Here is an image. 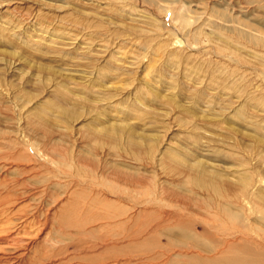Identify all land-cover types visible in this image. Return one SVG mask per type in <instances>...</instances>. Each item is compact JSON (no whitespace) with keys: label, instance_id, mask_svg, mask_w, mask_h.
<instances>
[{"label":"rangeland","instance_id":"rangeland-1","mask_svg":"<svg viewBox=\"0 0 264 264\" xmlns=\"http://www.w3.org/2000/svg\"><path fill=\"white\" fill-rule=\"evenodd\" d=\"M247 1L0 0V264L213 258L240 229L168 184L189 166L262 215L241 188L246 160L264 180V47L227 30L264 35Z\"/></svg>","mask_w":264,"mask_h":264},{"label":"bare ground","instance_id":"bare-ground-1","mask_svg":"<svg viewBox=\"0 0 264 264\" xmlns=\"http://www.w3.org/2000/svg\"><path fill=\"white\" fill-rule=\"evenodd\" d=\"M247 2L252 3V4L253 3L257 4V8L259 9V12L262 11L264 14V0H248ZM187 15H189L187 13V11H185V13H181L179 15V22L175 27V29H177V31L179 33L182 32L183 34H185V35L181 36V38H182L181 43L184 41V44H187L186 39H189L190 37H192L193 40H195V36L197 35L198 28L200 27V26L197 28L190 27L191 23H190ZM202 25H203V23H202ZM255 27H256V25H255ZM228 28L229 29H227V30H230L233 34L237 35V37H239L243 41H245L246 44H248L250 46H263L264 47V37H263L264 35H262V33H261L263 31H261V30L259 31V29L257 30L256 28L254 29L253 27L247 28L245 25H242V24H240L239 26H232V27H228ZM199 29H201V28H199ZM176 44H177V42L173 43L174 46H177ZM160 48H161V44H160ZM259 52H260V50H259ZM33 153L37 154L35 151ZM136 157H139V156L136 155ZM173 160H174V158H173ZM172 163H173V161H172ZM172 163H170V164H172ZM244 165L247 166L248 168L246 169L247 174L242 179L243 185L241 188L242 189L241 192L243 191L242 193H244V195H242L243 199H241V201L243 200L242 202H244L247 205L249 211H251V207H252L251 205L254 204L256 206V208L258 209V212L262 213V215H259L258 217H253V219H251V220L247 219L250 222H248L246 224H244V222L241 220V213L239 212L240 207L237 208V206H239V205H237V203H236V201H238V200H236V201L234 200L237 197L236 196L237 193L235 191L236 190L235 186L232 183H230L228 181H219V178H217V176H218L217 173L213 174L214 176H212V178H211L212 181L208 182V179L205 178V176H202L200 174H195L194 168L192 166L186 167V170H183L179 167V165L173 164L172 165L173 169H170V171L174 172V173L182 172L181 170H183V172H185V176H184L185 178L182 181L181 180H178L176 182L170 181V182H168V184L174 185L177 188V190L183 194H188V196L189 195L196 196V198H200L205 203L213 204L216 207V210L218 212L223 213L225 215L226 219L230 221V223H234L240 229L238 231V233H235V234L231 233L230 234L234 237V239L231 242L229 240L227 241L225 239L221 240L222 243L228 245L224 251L220 252L219 254H216L213 258L198 260L197 262H199V264H264V246H263V243L257 242L256 241L257 239L254 237V235H256L258 240L261 239L264 242V188H262V186L264 185V180H263V178H260V177L258 178V176H257L258 179L257 178L254 179V175L252 174V169H250V167H249L250 163L248 160H246L244 162ZM262 183H263V185L261 186ZM259 186H261V187H259ZM255 187H256V190H254V192H255L254 193L253 188H255ZM226 196H229L228 199L230 197H232L233 199L232 200L229 199L230 201L221 202L220 199H225ZM101 200H103V199H101ZM146 203L147 204L157 203V201L156 200H153V201L147 200ZM198 204H199V202H198ZM235 206H236V208H235ZM172 235H170V236L181 237L183 239L193 240V241H197V240L203 241V242H205V244L207 243L208 248L211 247V244L213 242V239H211L208 236V234H203V233L197 232L195 230L188 232L186 230L179 229V230L175 231ZM236 236H238V238ZM210 250H212V249H210ZM210 250L208 249V252ZM194 258H196V256ZM180 260L182 262V259H180ZM169 264H181V263H179V260H175V261L173 260ZM188 264H190V263H188Z\"/></svg>","mask_w":264,"mask_h":264}]
</instances>
